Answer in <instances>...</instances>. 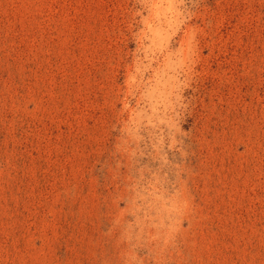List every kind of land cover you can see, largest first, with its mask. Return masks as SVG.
Instances as JSON below:
<instances>
[{
	"label": "rangeland",
	"instance_id": "1",
	"mask_svg": "<svg viewBox=\"0 0 264 264\" xmlns=\"http://www.w3.org/2000/svg\"><path fill=\"white\" fill-rule=\"evenodd\" d=\"M0 264H264V0H0Z\"/></svg>",
	"mask_w": 264,
	"mask_h": 264
}]
</instances>
